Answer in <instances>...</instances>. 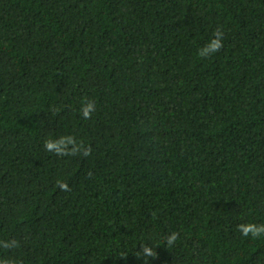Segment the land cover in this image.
Masks as SVG:
<instances>
[{
    "label": "trees",
    "instance_id": "16d2710c",
    "mask_svg": "<svg viewBox=\"0 0 264 264\" xmlns=\"http://www.w3.org/2000/svg\"><path fill=\"white\" fill-rule=\"evenodd\" d=\"M64 136L90 154L45 150ZM248 223L264 224V0H0V241L18 245L0 261L144 264L147 245L149 264H264Z\"/></svg>",
    "mask_w": 264,
    "mask_h": 264
},
{
    "label": "clouds",
    "instance_id": "9594fccd",
    "mask_svg": "<svg viewBox=\"0 0 264 264\" xmlns=\"http://www.w3.org/2000/svg\"><path fill=\"white\" fill-rule=\"evenodd\" d=\"M223 31L220 28H217L213 32V39L209 41L207 45L203 48L199 49L198 55L202 58H207L215 53H217L221 48H223ZM96 105L94 102H86L81 107V113L84 119H90L91 114L95 111ZM44 148L48 152H52L57 156H75L79 153H83L84 156H88L90 154V149L85 148L83 143H77L76 139L72 136H64L58 139H47L44 142ZM58 186L63 191H69L68 185L66 183L58 182ZM237 231L241 233V235L245 238L249 236L252 239H258L261 236H264V224H239L237 225ZM177 233H172L170 236L166 238L167 244L169 246L173 245L177 240ZM16 241H0V247L5 249H10L13 247H17ZM157 253L154 248L144 245L141 247V251L137 253L138 258H143L144 264H149V258H155ZM0 264H10L9 261L3 260L0 261Z\"/></svg>",
    "mask_w": 264,
    "mask_h": 264
}]
</instances>
